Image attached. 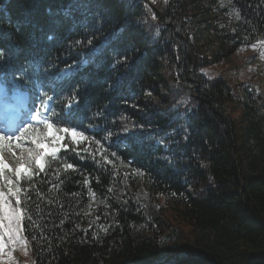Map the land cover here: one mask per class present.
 Masks as SVG:
<instances>
[{
    "label": "trees",
    "instance_id": "1",
    "mask_svg": "<svg viewBox=\"0 0 264 264\" xmlns=\"http://www.w3.org/2000/svg\"><path fill=\"white\" fill-rule=\"evenodd\" d=\"M263 37L264 0H0V84L54 97L88 153L0 180L31 189L29 264H264L263 81L203 71Z\"/></svg>",
    "mask_w": 264,
    "mask_h": 264
},
{
    "label": "snow or ice",
    "instance_id": "2",
    "mask_svg": "<svg viewBox=\"0 0 264 264\" xmlns=\"http://www.w3.org/2000/svg\"><path fill=\"white\" fill-rule=\"evenodd\" d=\"M53 99L54 97L46 99L41 97V104L35 106L28 122L19 127L17 131L0 129V151L7 147L13 158L24 161L18 164L13 172V169L0 157V180L6 179L5 173L8 172L13 174L15 183L20 184L31 176L47 171L49 159L55 160L68 152H73L78 159L88 155L86 151H75L72 147V145L82 143L85 131L69 126L68 121L60 119L50 106ZM76 103H79L78 99ZM73 106H67L69 111ZM13 145L16 148H27V158L25 159L21 154L13 151ZM33 163L36 166L35 169L32 168ZM65 168L75 170L76 165L67 163ZM13 183V179H7V192L3 187H0V253H3L7 247L6 242L14 243L16 239L20 238L25 229L24 222L31 221V217L21 207L22 203L27 202L26 200L22 201L21 196L27 195L31 189L22 187L13 189Z\"/></svg>",
    "mask_w": 264,
    "mask_h": 264
},
{
    "label": "rangeland",
    "instance_id": "3",
    "mask_svg": "<svg viewBox=\"0 0 264 264\" xmlns=\"http://www.w3.org/2000/svg\"><path fill=\"white\" fill-rule=\"evenodd\" d=\"M210 70H213L212 76L225 78L232 87H240L245 83L257 84L258 81L261 80L263 82L260 83L262 88L260 90L264 92V37L259 41L258 46L255 47V45L243 44L238 47L229 58L221 59L220 61L203 69V71L209 76ZM4 96H6V98H2ZM26 102L29 105L28 99H26L23 95H7L5 90H3L2 87L0 88V107L9 111L8 113L10 114V117L14 118V115L11 114L17 112L21 108H24ZM3 109H0V111H3ZM24 123L27 122L23 120L20 127H22ZM12 150L21 154L25 159L27 158V148H16L15 145H13ZM34 156L35 153L33 155V159ZM0 157H2L10 168L13 169V172L18 164L24 162L23 159L13 158L7 147L4 148L3 151H0ZM32 168H36L34 163ZM9 174L13 176L12 173ZM130 184L139 199L143 202L146 212L153 217L159 216L161 211L160 201L154 196V193L150 190L147 184L141 179L136 182L131 181ZM134 230L137 235H142L143 226L135 225ZM6 243L7 247L4 249L6 252H9L12 247L13 251L11 255L14 253V257L19 259L24 264L30 263L28 246L24 242L22 233L20 238L16 239L14 243ZM12 258H10L6 264H15L12 262L14 261Z\"/></svg>",
    "mask_w": 264,
    "mask_h": 264
},
{
    "label": "bare ground",
    "instance_id": "4",
    "mask_svg": "<svg viewBox=\"0 0 264 264\" xmlns=\"http://www.w3.org/2000/svg\"><path fill=\"white\" fill-rule=\"evenodd\" d=\"M216 47V46H215ZM218 47V46H217Z\"/></svg>",
    "mask_w": 264,
    "mask_h": 264
}]
</instances>
